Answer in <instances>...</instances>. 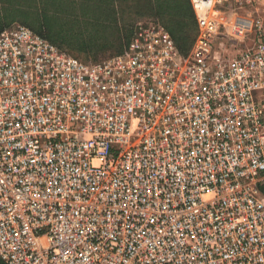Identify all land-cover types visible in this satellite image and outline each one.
<instances>
[{"label":"built area","instance_id":"1","mask_svg":"<svg viewBox=\"0 0 264 264\" xmlns=\"http://www.w3.org/2000/svg\"><path fill=\"white\" fill-rule=\"evenodd\" d=\"M233 1L190 0L185 55L159 24L95 60L0 31L2 264H164L163 239L180 264H264V24L218 53L249 28Z\"/></svg>","mask_w":264,"mask_h":264},{"label":"trees","instance_id":"2","mask_svg":"<svg viewBox=\"0 0 264 264\" xmlns=\"http://www.w3.org/2000/svg\"><path fill=\"white\" fill-rule=\"evenodd\" d=\"M170 1L169 7H172L175 0ZM185 7L190 9L188 3ZM188 12L185 18L192 22L193 15L190 10ZM117 14L118 0H0V31L15 22L34 24L32 26L37 30L33 32L59 49L87 60H95L103 54L121 52L132 35L134 28L130 27L122 37L118 50L106 48L91 56L83 53L84 48L90 46H109L114 35L111 29L114 30L117 25ZM175 45L181 54H186ZM260 191L264 195V185Z\"/></svg>","mask_w":264,"mask_h":264},{"label":"rangeland","instance_id":"3","mask_svg":"<svg viewBox=\"0 0 264 264\" xmlns=\"http://www.w3.org/2000/svg\"><path fill=\"white\" fill-rule=\"evenodd\" d=\"M171 1L163 3L161 0H118V14L116 16L117 25L115 29H111L113 32V38L106 47H94L84 48V54L90 55L97 51H103L104 49L118 50L122 43V37L126 31L131 27L143 24H159L163 26L171 36L180 49L186 54L193 47L197 37V24L196 19L190 4V0H175L172 7ZM189 5L190 9H186L185 4ZM227 5V4H226ZM225 5V7H226ZM181 9H179V7ZM183 6V7H182ZM188 10L193 15V21L186 19ZM226 12L234 17H244L248 20L249 28L242 38H235L230 40L227 35L221 34L219 38L215 40V47L217 52L225 55H234L242 48L251 46L256 42L254 28L251 25V20L259 18L264 24V0H238L229 2ZM23 23V22H22ZM21 23V24H22ZM29 29L37 30L32 25L27 23L22 24ZM253 25V24H252ZM223 43L224 46L220 49L219 43ZM102 49V50H101ZM122 52V51H121ZM88 53V54H87ZM169 214V211H167ZM180 210H171L169 217L179 218ZM177 219L174 220L173 225H178ZM164 222V217L159 218L158 223ZM156 228V227H155ZM161 231V230H160ZM180 234L177 235V243L179 244ZM164 250L168 252L172 257L165 259L164 264H180V258L177 257V251H174L170 246L168 240L163 239Z\"/></svg>","mask_w":264,"mask_h":264}]
</instances>
